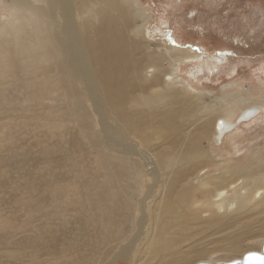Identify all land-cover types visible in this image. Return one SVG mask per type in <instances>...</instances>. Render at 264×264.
Returning a JSON list of instances; mask_svg holds the SVG:
<instances>
[{"label":"rangeland","instance_id":"rangeland-1","mask_svg":"<svg viewBox=\"0 0 264 264\" xmlns=\"http://www.w3.org/2000/svg\"><path fill=\"white\" fill-rule=\"evenodd\" d=\"M9 3L11 0H0L4 22L9 19ZM138 3L144 16L135 18L134 25L146 31V48L155 52L166 45L187 54L176 65L178 84L191 88L190 95H203V104L220 103L235 113L230 131L217 142L203 140L204 152L212 155L224 173L233 167L236 172L237 165L254 164L257 156L264 158V0ZM11 75H0V83L10 85ZM11 95L0 97V126H4L3 130L0 127V264H222L261 251L264 209L242 215H223L216 210L206 213L203 189H199L192 206L172 212L174 217L187 213L195 227L180 231L178 222L171 219L166 222L170 231L165 232L161 221L153 222L166 217L162 190L149 196L154 182L143 161L130 158L132 170H118L116 163L110 170L101 169L90 152L94 146L80 134V142L75 140L78 131L67 123L66 112L53 115L48 101L40 100L44 107L36 102L29 107L17 98L18 93ZM258 100H262L259 105ZM234 102H252L253 106L256 102L257 113L243 121ZM85 107L90 112L88 103ZM30 108L36 110L38 120H32ZM59 120L66 121L57 125ZM118 172L124 176L120 181ZM218 173L213 165L202 175ZM120 185L122 191L113 206L101 210L106 201L103 192L108 195L112 190L107 187ZM113 192L117 195L118 191ZM142 216L149 221L144 232L151 235L145 241V234L142 236L130 259H116L122 246L135 238ZM159 238L168 239L169 249L154 253Z\"/></svg>","mask_w":264,"mask_h":264},{"label":"bare ground","instance_id":"bare-ground-1","mask_svg":"<svg viewBox=\"0 0 264 264\" xmlns=\"http://www.w3.org/2000/svg\"><path fill=\"white\" fill-rule=\"evenodd\" d=\"M7 16L10 20L5 22L0 16V75L11 73L8 81L13 88L0 83V97L18 93L17 98L29 107L30 102L44 107L41 100L50 102L47 107L53 115L66 112L67 123L78 131L75 140L80 142V134L94 146L89 151L101 169L110 170L116 163L118 170H132L130 158L143 161L154 182L149 196L161 189L165 201L166 217L154 218V225L161 221L168 232L166 222L172 219L178 222V230H186L193 224L190 215L174 217L172 212L192 206L199 189H203L206 213L216 210L223 215H242L264 209V158L254 156V164L237 165L236 172L233 167L224 173L212 155L204 152L203 140L217 142L230 131L235 113L220 103L203 104V95H190L191 88L178 84L177 64L188 58L187 54L166 45L155 52L146 48V31L134 25L135 18L144 16L138 0H11ZM165 61L170 62L168 68ZM250 103L234 102L243 121L249 120L245 113L257 107L256 102V106ZM28 110L32 120H38L34 118L36 110ZM220 120L223 129L218 127ZM0 127L3 130L4 126ZM213 165L218 174L202 175ZM120 178L124 176L118 172ZM107 188L118 192H103L106 201L101 210L113 206L122 191L121 185ZM147 218L137 221L135 238L122 246L116 259L131 258L145 234ZM169 245L168 239L159 238L152 251L159 253Z\"/></svg>","mask_w":264,"mask_h":264},{"label":"water","instance_id":"water-1","mask_svg":"<svg viewBox=\"0 0 264 264\" xmlns=\"http://www.w3.org/2000/svg\"><path fill=\"white\" fill-rule=\"evenodd\" d=\"M256 113L257 111L255 109H251L245 113L244 118L248 120L249 117L255 115ZM218 127L220 129H223L224 122L220 120L218 123ZM197 264H211V263L203 261V262H198ZM222 264H264V244L262 246L261 251L248 252L240 259H234V261L224 262Z\"/></svg>","mask_w":264,"mask_h":264}]
</instances>
